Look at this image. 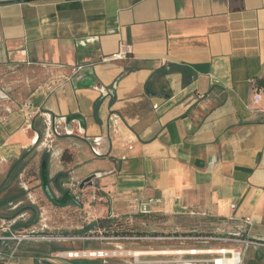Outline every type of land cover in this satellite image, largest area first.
I'll return each instance as SVG.
<instances>
[{
  "label": "crops",
  "instance_id": "obj_1",
  "mask_svg": "<svg viewBox=\"0 0 264 264\" xmlns=\"http://www.w3.org/2000/svg\"><path fill=\"white\" fill-rule=\"evenodd\" d=\"M23 156L96 218L204 220L175 255L264 264V0H0L2 181ZM41 260L0 242V264Z\"/></svg>",
  "mask_w": 264,
  "mask_h": 264
},
{
  "label": "rangeland",
  "instance_id": "obj_2",
  "mask_svg": "<svg viewBox=\"0 0 264 264\" xmlns=\"http://www.w3.org/2000/svg\"><path fill=\"white\" fill-rule=\"evenodd\" d=\"M23 172L18 185L29 187L26 199L38 207L39 221L34 227L11 236H6L11 224L0 222V237H5L0 242L6 240L11 246L37 248L39 257L43 258L40 264H78L80 259L94 260L97 264H175L173 261L179 256L170 251L199 248L198 243L203 241L199 236H210L204 220L166 214L106 216L111 220L110 236H105L104 230L95 229L82 233L86 225L100 219L93 214V208L84 207L92 194L74 187L80 204L69 201L58 206L44 192L39 158L28 159ZM54 188L58 191L55 195L62 197L64 191L55 185ZM28 213L30 216L26 219L32 216ZM54 248L63 251L55 252ZM74 253L79 256L73 257Z\"/></svg>",
  "mask_w": 264,
  "mask_h": 264
},
{
  "label": "trees",
  "instance_id": "obj_3",
  "mask_svg": "<svg viewBox=\"0 0 264 264\" xmlns=\"http://www.w3.org/2000/svg\"><path fill=\"white\" fill-rule=\"evenodd\" d=\"M43 159L46 160V157ZM25 167L26 164L23 156L11 165L5 179L0 183V219L13 221L26 212H31L32 217L27 221H23L21 219L17 220L11 225L10 231L6 233V236H11L14 232L28 230L35 226L39 221L38 207L27 202L26 197L28 192L18 185L19 176ZM110 221L111 220L107 218H100L97 221L86 225L84 227L85 231L82 233H87L88 231L95 229L96 231L104 230V234H106L105 236H110ZM53 251L60 252L63 251V249L54 248ZM80 260L77 261L78 264H97L94 260Z\"/></svg>",
  "mask_w": 264,
  "mask_h": 264
},
{
  "label": "built area",
  "instance_id": "obj_4",
  "mask_svg": "<svg viewBox=\"0 0 264 264\" xmlns=\"http://www.w3.org/2000/svg\"><path fill=\"white\" fill-rule=\"evenodd\" d=\"M127 54V49L123 45L121 51L114 55L112 59H122ZM27 118H33V114H28ZM5 239V237H0V240ZM248 246L250 241L244 242ZM73 257H78V253L72 254ZM202 255H207V257H201ZM179 258L174 260L175 264H244V250L242 249H220L217 251H208L207 253H199L197 250H189L186 252H180L178 254ZM183 256H188L187 259H183Z\"/></svg>",
  "mask_w": 264,
  "mask_h": 264
},
{
  "label": "water",
  "instance_id": "obj_5",
  "mask_svg": "<svg viewBox=\"0 0 264 264\" xmlns=\"http://www.w3.org/2000/svg\"><path fill=\"white\" fill-rule=\"evenodd\" d=\"M41 179H42V185H43L44 192L46 193L47 197L55 205L64 206L69 201L74 202L76 204H80L77 196L71 190L64 192V194L62 195L61 198H58L55 195V193L51 189L50 180H49V176H48V172H47V162L46 161L42 162ZM91 181H92V177H90L89 179H86L85 181H83L81 183L80 188L81 189L84 188L87 183L92 184Z\"/></svg>",
  "mask_w": 264,
  "mask_h": 264
},
{
  "label": "flooded vegetation",
  "instance_id": "obj_6",
  "mask_svg": "<svg viewBox=\"0 0 264 264\" xmlns=\"http://www.w3.org/2000/svg\"><path fill=\"white\" fill-rule=\"evenodd\" d=\"M54 185L58 187L57 183H55ZM51 189H52V191L55 193V191H54V189H53L52 186H51ZM58 190L63 192V190L61 189V187H58ZM66 191H67V190H66ZM66 191H64V192H66ZM64 192H63V194H64ZM55 194H56V193H55ZM60 198H61V197H60Z\"/></svg>",
  "mask_w": 264,
  "mask_h": 264
},
{
  "label": "bare ground",
  "instance_id": "obj_7",
  "mask_svg": "<svg viewBox=\"0 0 264 264\" xmlns=\"http://www.w3.org/2000/svg\"><path fill=\"white\" fill-rule=\"evenodd\" d=\"M166 253V252H165ZM136 255L135 256H140V254H138V253H135ZM143 255V254H142Z\"/></svg>",
  "mask_w": 264,
  "mask_h": 264
}]
</instances>
